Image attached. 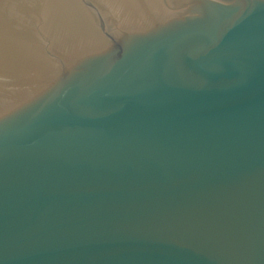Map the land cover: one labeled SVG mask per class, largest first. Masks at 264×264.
I'll use <instances>...</instances> for the list:
<instances>
[{"label": "water", "instance_id": "water-1", "mask_svg": "<svg viewBox=\"0 0 264 264\" xmlns=\"http://www.w3.org/2000/svg\"><path fill=\"white\" fill-rule=\"evenodd\" d=\"M0 264H264V0H0Z\"/></svg>", "mask_w": 264, "mask_h": 264}]
</instances>
